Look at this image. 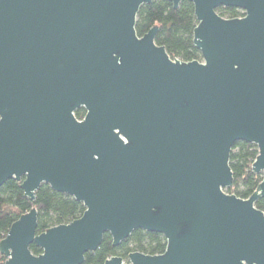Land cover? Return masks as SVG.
Instances as JSON below:
<instances>
[{
	"label": "water",
	"instance_id": "obj_1",
	"mask_svg": "<svg viewBox=\"0 0 264 264\" xmlns=\"http://www.w3.org/2000/svg\"><path fill=\"white\" fill-rule=\"evenodd\" d=\"M153 1L0 0V187L34 201L47 185L84 207L41 234L36 209L21 216L4 264H83L105 234L118 247L136 230L164 253L103 264H264V0H166L194 7L191 62L155 44L157 27L137 36ZM237 142L262 175L246 200L225 193Z\"/></svg>",
	"mask_w": 264,
	"mask_h": 264
},
{
	"label": "trees",
	"instance_id": "obj_2",
	"mask_svg": "<svg viewBox=\"0 0 264 264\" xmlns=\"http://www.w3.org/2000/svg\"><path fill=\"white\" fill-rule=\"evenodd\" d=\"M216 13L224 19L244 16L243 12L236 8L221 7L216 9ZM196 26L192 3L183 1L175 10L166 0H155L140 7L136 15L135 31L138 37H142L150 29L157 27L155 44L163 47L171 59L191 62L201 61V55L193 45V31ZM74 116L77 120H82L85 116L84 109L76 110ZM257 154V148L252 144H234L229 157L233 185L226 189L225 193L242 200L248 199L254 193L262 181V175L251 170ZM254 206L264 213L263 198L258 199ZM33 208L37 211L36 234L70 224L84 213L81 203L72 197L52 191L47 185H42L35 193V200L30 201L24 196L20 184L9 180L0 187V241L6 237L12 224ZM165 248V238L160 234L136 230L118 247H113L111 237L105 234L98 249L85 254L83 264H103L111 257H119L127 262L131 253L156 256L163 254ZM29 249L35 256L41 253L35 245H31ZM4 262L5 258L0 255V264Z\"/></svg>",
	"mask_w": 264,
	"mask_h": 264
}]
</instances>
